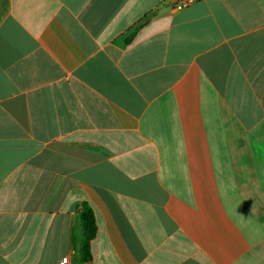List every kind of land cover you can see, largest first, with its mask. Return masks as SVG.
<instances>
[{
	"label": "crops",
	"instance_id": "crops-1",
	"mask_svg": "<svg viewBox=\"0 0 264 264\" xmlns=\"http://www.w3.org/2000/svg\"><path fill=\"white\" fill-rule=\"evenodd\" d=\"M178 1L0 0V264H264V0Z\"/></svg>",
	"mask_w": 264,
	"mask_h": 264
},
{
	"label": "trees",
	"instance_id": "trees-1",
	"mask_svg": "<svg viewBox=\"0 0 264 264\" xmlns=\"http://www.w3.org/2000/svg\"><path fill=\"white\" fill-rule=\"evenodd\" d=\"M75 220L79 226L81 238L77 241L72 238L75 244V250L79 256L81 263H86L90 260V242L96 233V224L93 209L86 203H80L75 209Z\"/></svg>",
	"mask_w": 264,
	"mask_h": 264
},
{
	"label": "built area",
	"instance_id": "built-area-1",
	"mask_svg": "<svg viewBox=\"0 0 264 264\" xmlns=\"http://www.w3.org/2000/svg\"><path fill=\"white\" fill-rule=\"evenodd\" d=\"M193 1H195V0H179V1L176 3L175 7H176L177 9H182V8L188 6V5H189L190 3H192ZM59 264H68L67 257L62 258V259L59 261Z\"/></svg>",
	"mask_w": 264,
	"mask_h": 264
}]
</instances>
